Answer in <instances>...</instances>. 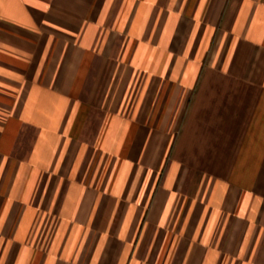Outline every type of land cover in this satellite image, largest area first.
I'll return each instance as SVG.
<instances>
[{
  "label": "crops",
  "instance_id": "obj_1",
  "mask_svg": "<svg viewBox=\"0 0 264 264\" xmlns=\"http://www.w3.org/2000/svg\"><path fill=\"white\" fill-rule=\"evenodd\" d=\"M0 264H264V0H0Z\"/></svg>",
  "mask_w": 264,
  "mask_h": 264
}]
</instances>
